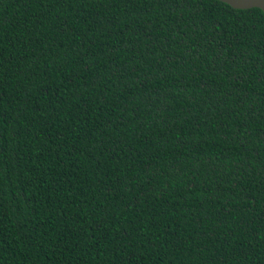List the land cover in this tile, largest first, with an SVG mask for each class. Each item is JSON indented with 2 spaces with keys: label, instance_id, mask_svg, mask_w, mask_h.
<instances>
[{
  "label": "trees",
  "instance_id": "trees-1",
  "mask_svg": "<svg viewBox=\"0 0 264 264\" xmlns=\"http://www.w3.org/2000/svg\"><path fill=\"white\" fill-rule=\"evenodd\" d=\"M0 264H264V13L0 0Z\"/></svg>",
  "mask_w": 264,
  "mask_h": 264
},
{
  "label": "water",
  "instance_id": "water-1",
  "mask_svg": "<svg viewBox=\"0 0 264 264\" xmlns=\"http://www.w3.org/2000/svg\"><path fill=\"white\" fill-rule=\"evenodd\" d=\"M229 5L233 9L247 10L251 8L260 9L264 13V0H217Z\"/></svg>",
  "mask_w": 264,
  "mask_h": 264
}]
</instances>
